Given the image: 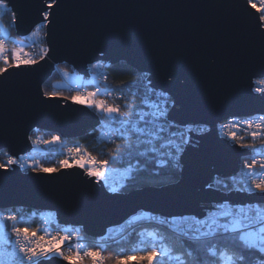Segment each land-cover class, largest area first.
I'll return each instance as SVG.
<instances>
[{
  "label": "water",
  "instance_id": "obj_1",
  "mask_svg": "<svg viewBox=\"0 0 264 264\" xmlns=\"http://www.w3.org/2000/svg\"><path fill=\"white\" fill-rule=\"evenodd\" d=\"M9 8L16 13V37L45 23L48 51L37 63L10 67L0 76V150L17 157L29 153L33 130L78 140L99 127L88 107L44 95L41 86L58 63L88 77L93 62H123L170 97L168 122L207 131H187L180 178L164 187L110 192L76 165L50 174L0 169V210L50 211L59 225L102 238L148 218L201 219L225 200L264 202L261 196L209 187L216 177L236 176L241 158L250 154L219 136L217 125L264 114L261 94H249L248 88L249 70L264 60V28L257 27L259 15L248 0H11Z\"/></svg>",
  "mask_w": 264,
  "mask_h": 264
},
{
  "label": "snow or ice",
  "instance_id": "obj_2",
  "mask_svg": "<svg viewBox=\"0 0 264 264\" xmlns=\"http://www.w3.org/2000/svg\"><path fill=\"white\" fill-rule=\"evenodd\" d=\"M11 0H0V10H8ZM253 8L257 5L248 0ZM261 6L264 7V0H261ZM49 8L52 4L48 5ZM50 13L44 11L43 18L48 21ZM16 21V13L12 11V23ZM40 26L37 25V28ZM258 28H264V15L259 17ZM37 33H32L35 36ZM6 30H0V60L3 61V66H0V76L8 71L10 67H20L21 65H33L37 61L30 55L24 53L22 47H17L11 50L12 64L9 63V56L5 51L4 41L6 39ZM262 44H264V31L261 32ZM48 49L41 47V57L47 54ZM95 67V65H93ZM65 75L67 72L65 71ZM253 76L260 78L252 80ZM249 94L252 92L261 94L260 99L264 100V60H262L259 69L249 70ZM126 85L128 82H124ZM100 89L96 92H88L86 98H81L79 95L72 97L73 100L80 104H86L88 107L95 108L98 113L116 121L120 118L119 123L125 130L131 128L135 133L148 134L146 127L151 121L146 119L147 115H152L156 119L164 117V111L156 113L142 114L139 116L137 123L132 122V117L136 115V106H133L132 111H124L119 104H109L106 100L97 99ZM45 96H51L53 93H44ZM143 103V102H142ZM158 107V106H155ZM127 117L128 119H124ZM235 119V118H234ZM143 122L145 127L138 126ZM240 124L246 126L249 130V135L252 140H260L264 146V114H258L254 118H248L236 121L233 124L223 125L228 131L225 133L227 137L239 148L255 150V144L247 143L244 137L237 136L234 128ZM159 131H163L161 127ZM34 145L41 143L50 144L58 143L59 136H52L50 140H41L39 138H31ZM131 149L132 144L126 145ZM116 153L121 156L124 153L125 146L119 142L115 143ZM69 151H75L70 149ZM4 159L0 160V169L8 172L14 170L13 166L20 169H25L26 162L23 157H17L10 154L8 151L3 153ZM91 161H95V157L89 156ZM115 159V155H114ZM76 163L84 168V164L77 160ZM108 161L96 162L93 167L85 168L87 176L95 178L96 182L106 181V172ZM37 165V166H33ZM259 165L261 172L257 174L256 167ZM27 167L32 172L36 173H55L60 169L70 167L68 160L59 161V167H44L39 164V161L33 160ZM240 175L246 180V183L238 188L240 192H246L250 196L264 197V159L256 160L253 158L251 163L247 159L242 161L240 166ZM209 187H211L209 185ZM111 191L115 192L113 188ZM218 209V210H216ZM25 225V226H21ZM27 221L22 216L18 215L15 210H4L0 212V264H49L53 259L57 261L63 260L69 264H84L87 260L89 264H107V262L115 261V264H127L135 256L136 264H172L175 260L176 264H199V254L195 249L190 251H180L176 242H167V238L159 236L156 233H148V238L141 239L139 244H144V247H139L136 244L129 249L128 255L116 254L105 257L102 255L103 250H107V245L86 246L80 243L83 238L77 234L64 233L62 235H52L50 232H44L43 235H38L39 229L30 228ZM197 227H189L187 230H180L181 235L195 241L198 247L209 257L210 264H249L251 257L254 264H264V203L249 202L233 204L230 201H222L210 206L205 220L196 221ZM221 238L227 240L228 243H213V241ZM75 239L76 243H72ZM68 242L69 252L65 255L63 245Z\"/></svg>",
  "mask_w": 264,
  "mask_h": 264
},
{
  "label": "trees",
  "instance_id": "obj_3",
  "mask_svg": "<svg viewBox=\"0 0 264 264\" xmlns=\"http://www.w3.org/2000/svg\"><path fill=\"white\" fill-rule=\"evenodd\" d=\"M0 20L5 24L7 30L12 36L15 35L14 26L12 23V10H0ZM37 25L40 27L37 28ZM33 30L25 37H18L24 40L22 44L23 48H27L31 44H36L41 51V47H46L45 40V23L37 24ZM37 34L32 35L33 32ZM11 42V41H10ZM12 47L8 43V49L5 50L9 56V63L11 60ZM41 60L37 58V61ZM3 66V63L0 64ZM68 67L65 63H58L50 76L43 82L41 88L43 93H53L51 96L61 97L72 101L73 95H76L74 91L69 88H57L54 85L55 80L60 78L58 73V67ZM102 66L106 69L107 82L104 86L119 95L118 100L114 101L113 105L119 104L124 111H132L133 106H136V111L140 108H160L166 114L171 107L172 100L169 96L162 94L159 91H155L148 86L147 75L140 73L135 69L127 66L123 62H118L112 65ZM88 70L91 73V70ZM100 67V64H99ZM97 72V71H96ZM124 82H128L126 85ZM91 84L83 86L90 87ZM143 102V103H142ZM158 106V107H155ZM99 118L101 124L103 123V116L98 113L95 108H89ZM124 119H128L125 117ZM120 118L113 121L115 135L113 140H100L97 136V129L87 134L86 136L78 139L85 143L86 151L96 160L108 161L114 167H130L132 170L131 177L128 180L125 187L121 188L118 192L128 193L133 190L141 189L144 187H164L176 183L180 178L181 164L179 161L183 148L185 147V141L187 137V131L185 127L170 123L166 120V115L160 117L157 121H152L146 127L148 134L135 133L134 129H127L121 127L119 123ZM132 122L137 123L136 115L132 117ZM140 127H145L143 122H140ZM163 131H159L160 128ZM195 130H206L204 126H194ZM42 136V138L40 137ZM55 134L45 132L41 130H33L30 132L29 137L41 140H48ZM56 136V135H55ZM31 140V139H30ZM63 145L58 146L44 144L41 147H37L38 150H32L35 160L39 161V164L44 167H59L58 162L61 159L62 149L66 143L74 142L75 140H64L60 138ZM247 143L256 144L250 138H244ZM32 141V140H31ZM119 142L125 146L123 155L116 153L115 143ZM232 142V141H231ZM132 144L131 149H128L126 145ZM5 150H0V160L4 159L3 153ZM115 155V159H114ZM240 183L239 174L231 178H215L211 187L215 190L226 194L231 189L237 187ZM9 210H15L18 215L22 216L27 225L30 228L37 229L41 226V219L39 211L27 210L22 208H14ZM25 226V225H21ZM76 229L77 228H72ZM148 233H156L159 236L167 238V242H176V246L180 251H190L195 249L199 254V264H210L209 257L198 247L197 243L191 239L178 237L165 224H156L148 220L140 221L136 224L125 227V231L118 236L111 239L106 244L107 250H103L105 257L115 256L120 253L128 255L129 249L136 244H139L141 239L148 238ZM213 243H228L227 240L217 238ZM139 247L143 248L144 244H139ZM107 264H115V261L107 262ZM127 264H136L135 256L131 260L127 261ZM172 264H176L173 260ZM249 264H254L252 258H249Z\"/></svg>",
  "mask_w": 264,
  "mask_h": 264
},
{
  "label": "built area",
  "instance_id": "obj_4",
  "mask_svg": "<svg viewBox=\"0 0 264 264\" xmlns=\"http://www.w3.org/2000/svg\"><path fill=\"white\" fill-rule=\"evenodd\" d=\"M252 3H255L257 5L254 9L257 11L259 17L264 15V7L261 6V0H252ZM4 44H5V50H7L8 49V42L5 40ZM14 44L15 45L12 47V49L17 48V47H22L17 42H14ZM23 51H24V53L33 57L36 61H37V58H40L42 55L41 51L39 50V48L36 44H31L27 48H23ZM2 63H3V61L0 60V64H2ZM106 82H107L106 69L102 66V64H100V67L97 70V72L95 73L94 79H93L90 87L82 86V87L78 88L76 86H73V87H70V89L72 91L78 93V95H81L83 98H86V95L88 92H96L97 88H99L100 92L96 98L101 99V100H106L109 104H113L114 101L118 100L119 95L116 94L115 92L107 89L104 86V84ZM157 111H162V110L160 108H148V109L140 108L136 111V113H137L136 114V120L139 121V116L142 114L156 113ZM256 115H258V114H256ZM256 115H251V116H247V117H235V119L230 118L228 120H225V121L219 123L217 125V131H218L219 136L227 139L230 143H233L227 137V135H225V133L228 131V129L224 128L223 125L233 124L236 121L243 120V119L254 118ZM103 118H104L103 123L101 124V122H100V125L97 128L98 139L111 141V140H113L114 135H115L113 120L109 117L104 116V115H103ZM145 118L151 122L158 120L152 115H147ZM185 128H186V131H191L194 134H202V133L207 131V129L204 131L203 130H195L194 126H186ZM233 131L236 132L237 136H241L244 138H250L252 140L251 136L249 135V130L243 124H240L238 127L234 128ZM187 138H188V133H187L185 144L188 141ZM255 142H256L255 150L248 148V150H250V154L241 158L240 166L242 164V161L245 159H247L249 163H251V160L253 158H255L258 161L264 159V146L261 145V142L259 139L255 140ZM42 145H44V143L34 145L31 141L32 147H31L30 152L27 154L18 156V157H23L24 161L26 162L25 169H20L18 167L21 172H24V173L32 172L31 169L27 167V164H31L33 162V160H35L32 149L34 148V146L41 147ZM70 149H74L75 151H69ZM89 156H91V155L86 151L85 143L82 142L81 140H75L74 142H69V143L65 144L64 148L62 149L61 159L59 161L68 160L69 165L74 166V165H76L77 160L86 159L90 164H92V167L95 165L96 162H103V161H99L96 159H95V161H91L88 159ZM58 165H59V162H58ZM33 166H37V165H33ZM106 167H107L106 181H101V183L106 190L109 191L110 189L115 188L116 189L115 192H118L121 188L126 186L128 180L131 177L132 170L130 167H114L109 162L107 163ZM256 172H257V174H259L261 172L259 165H257V167H256ZM238 174L240 177V183L237 187L235 186V188L231 189L230 191H238L237 189L242 187L246 183V180L243 179L242 176L240 175V167H239ZM229 192H227V193H229ZM240 193H242V192H240ZM244 193H246V192H244ZM6 210L11 211L9 209H6ZM216 210H218V209H216ZM2 211H4V210H0V212H2ZM39 216L41 219V226L38 228L39 229L38 235H43L44 232H46V231L50 232L52 235H56V236L62 235L64 233H69V234H77L78 233L83 238L79 242L85 244L86 246H92V247H94L96 245L103 246L105 244H108L112 238H114V237L118 236L119 234H121L122 232H124L125 227L129 226V225H126V226H121L118 229H114L113 231L109 232L106 236H104L102 238H91V237L86 236L79 229L76 230V229H72V228L67 227V226L64 229L61 225L58 224L57 219H56V215L53 212L39 211ZM206 216H207V212L205 213L204 217L201 219L193 217V216H188V217H183V218H178V219L173 218V219H168V220L167 219L159 220V219H155V218H151V219L148 218L146 220L151 221V222L156 223V224H165L169 228V230L172 231L176 236L187 238L186 236L181 235L180 230H187L190 226L193 228L197 227L198 225H196V221L197 220L203 221V220H205ZM76 242L77 241H75V239L72 241V243H76ZM63 251H64L65 255L68 254V252H69L68 242H65V244L63 245ZM102 255L104 256L103 252H102ZM84 264H89V261L86 260L84 262Z\"/></svg>",
  "mask_w": 264,
  "mask_h": 264
},
{
  "label": "rangeland",
  "instance_id": "obj_5",
  "mask_svg": "<svg viewBox=\"0 0 264 264\" xmlns=\"http://www.w3.org/2000/svg\"><path fill=\"white\" fill-rule=\"evenodd\" d=\"M0 30H6L7 36H6L5 40L9 43V45L11 47H13L15 45L14 42H17L21 46H22V44L24 42H26L24 40L19 39L16 36H12L9 33V31L7 30L5 24H3V22L1 20H0ZM99 64H101V63L93 62L92 64L89 65L90 66L89 69L91 70V73H89L88 77H84V76L80 75L75 70H73L71 67L68 68V67L59 66L58 67V73L60 75V78L55 80L54 85L57 88H69V87H73V86H76V87L80 88L83 85L91 84L93 79H94V75H95L96 71L99 69ZM93 65H95V67H93ZM65 71L67 72V75H65ZM74 96H78V93H76V95H73V97ZM79 96L81 98H83L81 95H79ZM72 101L76 102L73 99H72ZM82 105L88 107L86 104H82ZM88 108H91V107H88ZM40 137L42 138L41 135H40ZM48 140H50V139H48ZM54 144H56V145L61 147V145H63V142L60 140L58 143H50L48 145H54ZM32 150H33V152L38 150L37 146H34V148ZM80 161L84 164V168H82V169L92 167V164H90L86 159H82ZM76 166L80 167L77 163H76ZM109 191L113 192V191H111V189ZM62 227L65 229L66 226H62ZM70 228H73V227H70Z\"/></svg>",
  "mask_w": 264,
  "mask_h": 264
},
{
  "label": "clouds",
  "instance_id": "obj_6",
  "mask_svg": "<svg viewBox=\"0 0 264 264\" xmlns=\"http://www.w3.org/2000/svg\"><path fill=\"white\" fill-rule=\"evenodd\" d=\"M101 64H104V63H101ZM105 65V64H104Z\"/></svg>",
  "mask_w": 264,
  "mask_h": 264
}]
</instances>
